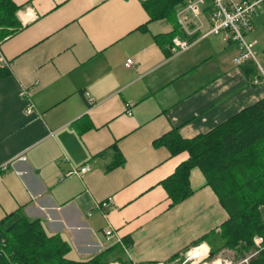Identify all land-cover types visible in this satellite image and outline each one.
<instances>
[{"label": "crops", "instance_id": "obj_1", "mask_svg": "<svg viewBox=\"0 0 264 264\" xmlns=\"http://www.w3.org/2000/svg\"><path fill=\"white\" fill-rule=\"evenodd\" d=\"M12 1L21 28L0 42L9 62L0 79V219L20 210L60 235L75 260L110 250L108 264H122L118 249L127 264H176L199 248L204 261L226 213L198 169L192 195L172 206L160 183L188 154L170 157L154 141L173 129L185 140L206 134L264 98V83L233 63L240 49L230 34L196 32L174 55L173 26L150 21L147 0ZM81 167L83 176L64 177Z\"/></svg>", "mask_w": 264, "mask_h": 264}, {"label": "trees", "instance_id": "obj_2", "mask_svg": "<svg viewBox=\"0 0 264 264\" xmlns=\"http://www.w3.org/2000/svg\"><path fill=\"white\" fill-rule=\"evenodd\" d=\"M185 1L143 3L150 21L164 20L173 26L167 35L169 42L178 32L176 9ZM20 8L12 0H0V42L20 30ZM241 68L250 80L260 78L252 62ZM8 74L0 67V79ZM154 144L164 147L170 157L188 154V159L160 183L172 206L192 195L189 177L198 169L205 187L215 194L226 213L219 225L221 244L211 247L208 258L213 259L223 249H240L244 257L252 250L255 236L264 241V98L206 134L185 140L178 129H173ZM71 251L60 235H47L38 220L26 219L20 210L0 219V264H108L110 250L83 261L70 258ZM115 253L119 262L127 264L121 250ZM248 264H264V245Z\"/></svg>", "mask_w": 264, "mask_h": 264}, {"label": "built area", "instance_id": "obj_3", "mask_svg": "<svg viewBox=\"0 0 264 264\" xmlns=\"http://www.w3.org/2000/svg\"><path fill=\"white\" fill-rule=\"evenodd\" d=\"M264 9V0H186L180 4L176 9V23L180 30L179 35H175L171 40L170 50L172 54H179L188 50L192 42L188 41L185 37L191 36L196 32H202V37L209 35H216L221 31H226L230 34V39L240 49L237 56L234 57L233 63L236 66H242L247 62H252L260 76L253 79L254 84L264 83V62L263 64L258 61L254 53L257 41L255 39L248 40L247 35L253 30V17ZM206 26L208 29L205 30ZM133 61L128 59L125 63L126 67H131ZM0 67L9 68V62H7L0 55ZM30 91L22 90L21 96L26 100L27 106L25 109L26 114L33 112V105L31 104ZM88 103H92V100L87 97ZM21 160L24 157L20 158ZM88 171L87 167H81L80 169H72L65 174L64 177L69 178L71 176L81 177ZM97 208L107 207V203H102ZM106 243H111L114 236V231L111 228H107L104 231ZM255 248H260L263 245V239L261 237L253 238ZM118 244H121L120 240H117ZM197 249L191 250L186 256V260L181 264H186L190 260L199 262L195 253ZM262 249V248H261ZM258 254V252H256ZM244 260L243 262H247ZM134 264V263H131ZM180 264V263H176ZM193 264V263H191Z\"/></svg>", "mask_w": 264, "mask_h": 264}, {"label": "rangeland", "instance_id": "obj_4", "mask_svg": "<svg viewBox=\"0 0 264 264\" xmlns=\"http://www.w3.org/2000/svg\"><path fill=\"white\" fill-rule=\"evenodd\" d=\"M253 19H256L258 21V23H257L258 25H257L256 31H254L252 33V38L255 39L257 41V43L259 44V47L256 49V51L254 49V53H255L256 58L258 59V61L263 64V62H264V58L263 57L264 56L262 54V51H263L264 48L262 46L264 44V9L259 14L255 15L253 17ZM255 237H258V236H255ZM215 242H216L215 243V245H216L217 244V240ZM220 244H221V242H220V239H219L218 240V247H219ZM263 245H264V241H263ZM263 245H261L260 248H257V247L255 248L254 241H253L252 250L250 252H248V253H245L244 257L242 256L243 253H242V251L240 249H238L237 251L223 249V250L218 252V257H216V258L214 257L213 259L214 260H219V262H216V264H248L249 259L254 257V256H256L257 255L256 252H259L261 250V248H263ZM215 247L218 248L217 246H215ZM199 250H202V249H199ZM203 251L204 250H202V252ZM205 254H206V251H205L204 255ZM208 256H209V254H207V257H206V259L204 261L195 262V260H190L186 264H191V263H193V264H213L212 263V262H214L213 259L208 258ZM246 259L248 261L247 262H243ZM185 260H186V256L183 257V259L181 260L180 264L182 262H184Z\"/></svg>", "mask_w": 264, "mask_h": 264}, {"label": "bare ground", "instance_id": "obj_5", "mask_svg": "<svg viewBox=\"0 0 264 264\" xmlns=\"http://www.w3.org/2000/svg\"><path fill=\"white\" fill-rule=\"evenodd\" d=\"M198 250H199V249H198ZM198 250H197L195 253L198 252V253L196 254V255H197V258H198V257L201 258V257L203 256L204 253L202 252V250H199V251H198Z\"/></svg>", "mask_w": 264, "mask_h": 264}]
</instances>
